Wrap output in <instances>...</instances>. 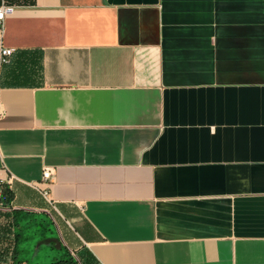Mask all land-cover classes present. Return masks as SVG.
I'll use <instances>...</instances> for the list:
<instances>
[{
    "label": "crops",
    "instance_id": "obj_1",
    "mask_svg": "<svg viewBox=\"0 0 264 264\" xmlns=\"http://www.w3.org/2000/svg\"><path fill=\"white\" fill-rule=\"evenodd\" d=\"M2 44L9 221L81 264H264V0H33Z\"/></svg>",
    "mask_w": 264,
    "mask_h": 264
},
{
    "label": "rangeland",
    "instance_id": "obj_2",
    "mask_svg": "<svg viewBox=\"0 0 264 264\" xmlns=\"http://www.w3.org/2000/svg\"><path fill=\"white\" fill-rule=\"evenodd\" d=\"M19 225L17 230L21 239L18 249L22 264H54L66 256L65 247L59 250L54 243H44L48 239H57V230L53 223L48 225L43 218L28 216L21 218ZM80 259L86 264L82 257Z\"/></svg>",
    "mask_w": 264,
    "mask_h": 264
},
{
    "label": "built area",
    "instance_id": "obj_3",
    "mask_svg": "<svg viewBox=\"0 0 264 264\" xmlns=\"http://www.w3.org/2000/svg\"><path fill=\"white\" fill-rule=\"evenodd\" d=\"M33 0H0V67L7 64L10 61V57L13 55L14 50L6 48L2 44V39L5 32V20L8 15L12 14L19 8L30 6ZM54 170L51 167H45L43 171V181L48 182L52 179ZM45 196H48V192H44ZM11 210L2 203V184L0 183V213H10ZM9 245L11 247L7 250L6 254L2 256L1 264H14L12 247L14 244V235L9 236ZM73 257L76 256L72 253ZM77 262L81 264L78 258Z\"/></svg>",
    "mask_w": 264,
    "mask_h": 264
},
{
    "label": "trees",
    "instance_id": "obj_4",
    "mask_svg": "<svg viewBox=\"0 0 264 264\" xmlns=\"http://www.w3.org/2000/svg\"><path fill=\"white\" fill-rule=\"evenodd\" d=\"M13 198V195L10 191L4 192L3 187H2V202L4 205H8L10 200ZM11 220H8V216L5 214L0 213V264H1V259L2 256H4L11 247L9 245V235L13 234L14 235V244L12 247V253H13V259H14V264H22V262L19 260V241L21 239L20 233H18V227H20L19 222L16 220L17 215L13 214ZM4 219V221H1ZM49 225V223H48ZM16 227V228H15ZM55 244V243H54ZM64 246H62L61 249L63 250ZM66 258L59 259L56 263L54 264H79L73 257L69 255V253L66 251L65 254Z\"/></svg>",
    "mask_w": 264,
    "mask_h": 264
},
{
    "label": "water",
    "instance_id": "obj_5",
    "mask_svg": "<svg viewBox=\"0 0 264 264\" xmlns=\"http://www.w3.org/2000/svg\"><path fill=\"white\" fill-rule=\"evenodd\" d=\"M45 242L47 244H49V243H55L58 249H61L62 248V243H61V241L58 238L57 239H55V238L48 239V240L44 241V243Z\"/></svg>",
    "mask_w": 264,
    "mask_h": 264
}]
</instances>
